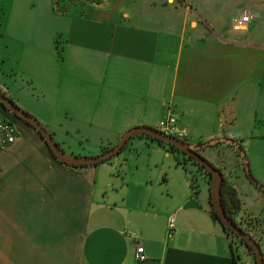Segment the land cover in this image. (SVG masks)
Segmentation results:
<instances>
[{
	"label": "crops",
	"instance_id": "0c3cea01",
	"mask_svg": "<svg viewBox=\"0 0 264 264\" xmlns=\"http://www.w3.org/2000/svg\"><path fill=\"white\" fill-rule=\"evenodd\" d=\"M130 1H53L61 19L81 24L79 36L90 32L96 43L105 44L93 54L104 70L91 86L73 79L67 87L62 74L42 82L41 92L53 89L55 94L73 95V106L64 114L70 117L44 122L65 154L97 156L114 147L128 130L156 128L165 112L168 117L173 111L178 112L177 122L187 130L191 145L218 138L242 145L252 139L247 133L256 124L249 115L242 126L237 110L242 97L235 98L233 92L242 83L257 81L256 46L246 38L197 32L204 21L183 0L160 2L176 16L181 13L176 18L136 14L126 9ZM49 5L46 0L48 9ZM12 20L19 28L33 18L18 11ZM248 24L242 32H248ZM65 32L73 36L71 31L60 34ZM66 41L69 46L75 43L71 38ZM75 44L68 48L75 57L91 53V45ZM53 61L57 62L54 57ZM74 63L84 72L93 64L84 61L80 67L78 59ZM10 114H4L7 120ZM14 124V143L3 144L0 134V264H235V255L236 264L242 263L211 212L210 182L199 173L202 186L195 194L185 170L165 148L137 136L113 165L73 168L53 159L31 127L20 121ZM227 146L215 150V156L228 158L233 150ZM75 148L87 151L76 154ZM134 153L146 154L155 167L160 165V174L126 177L121 168H127ZM238 155L230 156L237 174L233 185L258 200L260 192L241 176L244 160ZM172 167L180 176L175 193L170 192L175 178L161 174ZM252 176L264 185L254 170ZM155 188L157 198L152 196ZM163 196L171 201L165 203ZM170 217L175 232L168 238ZM136 244L144 248L143 262L134 259Z\"/></svg>",
	"mask_w": 264,
	"mask_h": 264
},
{
	"label": "rangeland",
	"instance_id": "374dc122",
	"mask_svg": "<svg viewBox=\"0 0 264 264\" xmlns=\"http://www.w3.org/2000/svg\"><path fill=\"white\" fill-rule=\"evenodd\" d=\"M53 1L54 0H50L48 9V6L46 7V0H0V90L20 109L33 116L43 127L46 126L44 125L45 123L55 120L56 117L58 119L70 117V114H64L73 106V95L71 91L55 94L53 89H47V91L51 92H41L40 89L43 81L45 83L49 82L62 74L61 78H64L62 83L67 87L72 85L73 79L82 82L86 81L85 83L91 86L93 83L97 82L99 75H101L100 71L102 69L104 70V64H102L101 59L94 57L93 54L95 49L100 51L101 48L99 46H105V44L96 43V36L90 32L79 36L78 31L81 30V24L77 25L75 22L70 24L69 20L66 21L63 18L61 19L55 12ZM172 1L177 2V0H171L170 2ZM180 1L181 0H179V2ZM135 2L136 0H131L130 3L126 5V9L133 10L136 14H144L146 17L156 15L157 17L162 16V18H166L172 15L176 18L181 16L179 12L176 16L173 10L165 9L164 6L160 5L161 0H140L138 4ZM183 3L190 4L194 14H198L204 21V23H199L197 32L210 30L211 37L214 36L215 32L226 35L228 38H246L256 46L255 48L258 54L257 81H253L251 85L242 83L233 92V96L235 98L242 97L241 104L238 105L237 109L240 111V118L242 120L240 122L242 126L244 122L249 119V115H251L253 120L252 123L256 124L255 129H250L253 131L247 133L248 136L253 135V138L244 140L241 146L247 158L251 174L252 170H254L255 176L260 178L261 181H264V137H260L264 135V0H183ZM180 6L182 7L183 5L180 4ZM244 10L252 15V19L248 24V32H242L241 30H235L233 28V18ZM18 11L31 14L33 21L31 23L28 21L27 24L24 23L21 27L16 28L13 25L12 14ZM195 18L197 17L195 16ZM89 27L90 25L85 28L86 31ZM64 31L73 32V36H70L67 32L61 35L60 33ZM75 33L77 35H75ZM103 33L102 36L107 35L108 31ZM98 35L101 34L98 33ZM101 37H99L100 40H102ZM70 38L75 43L85 46L91 45V47H89L91 53L83 52L75 57L68 51V48L78 45L71 43L69 46L66 40ZM96 45L98 46L95 48L94 46ZM64 48H67V50L65 51ZM53 57L58 63L53 61ZM75 59H78L80 67L83 65L84 61H92L93 64L92 66L88 65L84 72V69L74 66ZM90 79L92 81H89ZM7 113H9L8 110L0 106V119L6 120L13 126L16 140L17 129L14 122H24L10 113L12 117L10 116V120H7L8 117L4 116V114ZM173 116L175 119L178 118V112L173 111L172 117ZM166 117L167 114L165 112L160 121L165 120ZM240 127L241 126H238L236 128L239 129ZM32 129L35 130L34 128ZM153 129H157V127ZM188 139L189 134L185 141ZM220 147H223L222 149L229 148L227 144L217 143L213 146L203 148L201 154H199L208 162H211L212 165L215 164L214 166H217V169L220 171L223 170L229 182L233 185L236 179L235 175L237 174L232 170L234 163L230 156L238 157V152L231 147L232 149L229 150L230 152L233 151L231 155L228 154V158H223L221 154L215 156V150L220 149ZM84 151L87 150L75 148L76 154H82ZM121 155L114 156L110 160L99 164V167H106L108 164L113 165L115 159L119 158ZM145 155L146 154H142L139 156L134 153L135 157L133 156L131 159L128 158L130 162H128L127 168L125 169V166L121 168L124 169L123 171L126 173V177L129 176L128 178L134 177V179H136V177H144V175L154 176L155 174H160V165L155 167L152 164L153 160ZM70 156L75 155L71 154ZM120 159H122V157H120ZM175 162H177L176 159ZM242 162L243 161H241V165L244 169V162ZM136 164L138 169L136 168ZM252 166L254 168H252ZM185 169L191 176H195L194 179L196 180V184L201 188L202 176L197 173V168L187 163L185 164ZM187 173L186 175L189 179V174ZM161 174H163L165 178H171V176L175 178V184H172L170 188V192L175 193L174 189L176 188V183L179 181L180 176L175 172L174 167L171 169H164ZM241 174V176L247 179L245 170L244 173L242 172ZM209 181L211 183V178ZM247 181L249 180L247 179ZM258 182L260 183V181ZM162 188H164L163 185ZM253 188L259 191L256 186H253ZM157 191V188H155L152 196L157 198ZM238 194L239 196L241 194V203H244V205L242 204L241 211L239 215H237L236 220L241 221V229L259 245L264 261V195L261 193L258 194L259 199L257 200L253 195L249 194V192L245 193L241 191V193L238 192ZM162 200L166 203L169 198L163 196ZM227 235L230 237L231 243H233L234 251L242 256L241 264H255V256L239 242L238 238L229 231H227Z\"/></svg>",
	"mask_w": 264,
	"mask_h": 264
},
{
	"label": "water",
	"instance_id": "95a60500",
	"mask_svg": "<svg viewBox=\"0 0 264 264\" xmlns=\"http://www.w3.org/2000/svg\"><path fill=\"white\" fill-rule=\"evenodd\" d=\"M0 103L6 110H9L16 115L19 119L25 121L28 125L34 128L40 136L45 140L50 151L53 153L55 158L67 165L72 166H96L103 163L114 156H117L122 150L126 142L135 135L147 134L155 137L159 140L166 142L167 144L177 147L184 154L194 158L200 165H202L205 170L211 173V183H210V202L211 206L215 211V216L223 224L225 228H228L234 235L243 240L248 247H250L255 256V264H263V254L259 245L240 227H238L225 213L222 203H221V193L220 188L223 181L222 173L219 169L214 167L210 162L204 159L198 150L205 147L213 146L217 143H227L234 146L242 156L245 163V171L248 176H251L249 169V164L245 153L243 150L232 140L226 138L215 139L207 143H201L199 145H191L184 141L178 140L174 137L163 134L162 132L148 128V127H135L128 130L117 142V144L111 149L92 157H79L70 156L65 154V152L59 147V145L54 141L52 135L30 114L20 109L11 99L6 97L4 93L0 91Z\"/></svg>",
	"mask_w": 264,
	"mask_h": 264
},
{
	"label": "trees",
	"instance_id": "16d2710c",
	"mask_svg": "<svg viewBox=\"0 0 264 264\" xmlns=\"http://www.w3.org/2000/svg\"><path fill=\"white\" fill-rule=\"evenodd\" d=\"M1 91V90H0ZM2 92V91H1ZM3 93V92H2ZM5 94V93H4ZM0 106L3 107V105L0 103ZM3 109H5L3 107ZM6 110V109H5ZM9 113L13 114L12 112H10L8 110ZM13 116L16 117L15 114H13ZM18 118V117H16ZM19 119V118H18ZM21 120V119H20ZM23 121V120H22ZM24 123H26L25 121H23ZM27 124V123H26ZM28 125V124H27ZM30 126V125H28ZM31 127V126H30ZM157 130V129H156ZM38 133V132H37ZM38 135L40 136V134L38 133ZM145 137L147 138L151 143H155L156 145L160 146V147H163L167 150V152H169L171 155L174 156V158L176 159L177 161V165L178 166H181L183 168V170H185V172L187 173L186 169H185V164L187 163H190L192 164L195 168L199 169L197 171V173H203L204 174V177L206 178V180L208 182L209 179L211 178V173L208 172L207 170H205V168L200 165L194 158H192L191 156H188L186 154H184L183 152H181L177 147L173 146V145H170V144H167L166 142L162 141V140H159L155 137H152L150 135H147V134H139V135H135L133 137H131L127 142L126 144L123 146L122 150L120 151L123 152L125 150V148L127 147L128 143H130L131 140H133L135 137ZM41 137V136H40ZM42 138V137H41ZM175 138V137H174ZM43 139V138H42ZM177 139V138H176ZM44 140V139H43ZM179 140V139H178ZM45 141V140H44ZM182 141V140H181ZM185 142V141H184ZM46 143V142H45ZM47 145V144H46ZM239 145V144H238ZM232 148L234 146H231ZM239 147L243 150L242 146L239 145ZM47 148L49 149L48 145H47ZM235 148V147H234ZM236 149V148H235ZM108 150V149H106ZM106 150H103L102 152L106 151ZM237 150V149H236ZM237 152L239 153V151L237 150ZM49 153L50 155L53 157V159H55L58 163L60 164H63V165H66V166H70V167H73V168H86L88 166H72V165H67L65 163H62L60 161H58L55 156L53 155V153L50 151L49 149ZM119 153V154H120ZM110 160V159H109ZM108 161V160H107ZM106 162V161H105ZM214 166V165H213ZM215 167V166H214ZM244 167H245V163H244ZM245 170V168H244ZM221 173H222V177H223V181H222V184H221V188H220V193H221V203H222V207L226 213V215L236 224L238 225L237 223V220H236V217L237 215H239L240 211H241V206H242V203H241V199H240V196L237 192V190L235 189V187L229 182V179L227 177V175L224 173L223 170H221ZM246 173V171H245ZM189 174V173H187ZM246 178L250 181V183L253 185V186H256V188L259 190V192L261 194L264 195V185L260 184L251 174V176H248L247 173H246ZM194 175L191 176L189 174V179H190V186L191 188L193 189V191L195 192V194L197 193V184H196V180L194 179ZM211 212L215 215V211L213 208H211ZM216 217V216H215ZM217 218V217H216ZM218 220V218H217ZM219 221V220H218ZM220 222V221H219ZM221 223V222H220ZM221 225L223 226V224L221 223ZM224 227V226H223ZM225 230L229 231L228 228H225ZM236 236V235H235ZM237 237V236H236ZM239 242L241 244H243L246 249L251 252L254 256V253L252 251V249L250 247H248L246 245V243L241 240L239 237H237ZM233 245V243H232ZM237 256L238 255H235V258H234V261H235V264H236V260H237ZM264 264V263H263Z\"/></svg>",
	"mask_w": 264,
	"mask_h": 264
},
{
	"label": "built area",
	"instance_id": "2783aa9c",
	"mask_svg": "<svg viewBox=\"0 0 264 264\" xmlns=\"http://www.w3.org/2000/svg\"><path fill=\"white\" fill-rule=\"evenodd\" d=\"M252 15L248 11H242L237 14L232 22L235 30H244L247 24L251 21ZM157 130L165 135L175 137L179 140L185 141L188 138V132L185 128L178 126L177 120L170 116L165 120L159 122ZM0 134L2 136L3 144H12L15 142L13 126L6 120L0 119ZM175 232V220L174 217H170L167 222V237H172ZM134 259L137 262H143L146 259L144 248L140 244L135 245Z\"/></svg>",
	"mask_w": 264,
	"mask_h": 264
},
{
	"label": "flooded vegetation",
	"instance_id": "af4514ba",
	"mask_svg": "<svg viewBox=\"0 0 264 264\" xmlns=\"http://www.w3.org/2000/svg\"><path fill=\"white\" fill-rule=\"evenodd\" d=\"M185 142H187V141H185ZM201 151H202V149L198 150V153L201 154ZM237 222H238V223H237V224H238L237 226L240 227V228H242V227H241V221H237ZM242 230H243V229H242ZM229 232H231V231L229 230ZM231 233H232V232H231ZM232 234H233V233H232Z\"/></svg>",
	"mask_w": 264,
	"mask_h": 264
}]
</instances>
